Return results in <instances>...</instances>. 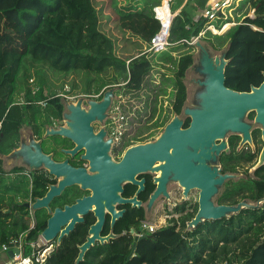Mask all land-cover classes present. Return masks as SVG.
<instances>
[{"label": "trees", "instance_id": "trees-1", "mask_svg": "<svg viewBox=\"0 0 264 264\" xmlns=\"http://www.w3.org/2000/svg\"><path fill=\"white\" fill-rule=\"evenodd\" d=\"M128 1V6L119 7L118 0H0L1 154L18 148L24 126L61 119V98L56 97L50 81L57 75H95L88 88L93 84L99 89L123 85V94L139 98L155 67H170L173 74L163 75L154 93L155 101L157 104L160 95L171 96L172 114L181 113L187 100L183 79L194 54L183 42L204 30L203 12L210 0L170 2L172 12L178 14L171 26L170 47L159 60L155 54L149 59L146 51L161 29L153 8L162 0ZM250 11H254L253 18L248 16ZM102 12H111L121 38L114 31L109 35L102 30ZM237 13L245 17L241 24L224 36L208 32L206 40L218 42L219 49L228 44L232 56L246 61L245 67L264 70V0H243ZM129 36L138 42H131ZM68 86H60L66 96L77 85L73 82ZM118 105L114 103L112 113ZM152 112L153 118L156 106ZM144 134L139 132V136ZM7 175L0 160V251L29 230L30 212L22 206L30 197L40 195L37 188L31 190L28 178ZM44 228L35 225L28 240H36ZM186 228L183 222L161 228L139 242L117 240L99 245L81 264H264V208L207 221L191 232ZM80 243L82 240L76 238L64 240L45 264H75Z\"/></svg>", "mask_w": 264, "mask_h": 264}, {"label": "water", "instance_id": "water-1", "mask_svg": "<svg viewBox=\"0 0 264 264\" xmlns=\"http://www.w3.org/2000/svg\"><path fill=\"white\" fill-rule=\"evenodd\" d=\"M229 48L228 45L217 52L203 39L194 44L193 63L183 79L185 86H188V96L181 113L174 114L154 142L130 148L120 163L113 162L109 144L103 141L104 131L95 134L93 124H106L117 117L111 111L114 103L120 100L117 93L121 86L105 90L99 101L79 98L74 103L62 98V120L66 126L47 131L46 137L72 141L76 145L73 154L84 151L83 159L90 162L89 170H74L66 167V164H53L42 153L41 142L36 140L32 128L24 126L20 130L18 148L8 155L0 153L3 169L7 168L10 173L15 169L35 172L45 168L50 175L63 177L62 182L52 187L44 198L23 206L33 214L42 209L49 211L50 219L41 233L47 243L56 242L59 247L63 237L74 229L75 224L83 221L80 215L93 211L98 222L91 228V236L79 247L75 264H81L97 241L104 245L110 242V238H115H101L99 231L105 220V210L114 215L113 221L122 215L115 212L114 205L128 202L119 195L123 185L127 182L137 184L136 175L150 170L161 172L158 193L165 191L168 181L180 183L186 192L190 188L201 190L200 210L187 223L186 232L197 229L207 221L229 219L245 208L257 209L262 205L264 200L257 205L249 201L231 207L215 204L224 182L233 177L220 173L219 155L226 143L216 146L215 139L224 137L228 132L244 131L247 116L252 111L257 113V122H264V82L250 93H239L226 87ZM188 119L191 126L183 130L182 125ZM155 164L159 166L154 168ZM69 186H81L82 190L92 191V196L52 213L49 204ZM141 240L143 238L137 239ZM14 253L18 254L19 251H9L10 258L14 257Z\"/></svg>", "mask_w": 264, "mask_h": 264}, {"label": "flooded vegetation", "instance_id": "flooded-vegetation-1", "mask_svg": "<svg viewBox=\"0 0 264 264\" xmlns=\"http://www.w3.org/2000/svg\"><path fill=\"white\" fill-rule=\"evenodd\" d=\"M254 30L257 29L255 28ZM209 45L217 52L228 46L226 44L219 49V43L214 41L209 42ZM242 58L237 59L232 56L230 50L228 51L227 60L229 63L226 67L225 84L227 88L235 92L250 93L253 88H259L263 84L264 70H257L256 66L253 68L245 67L246 61ZM254 74L256 75L255 80L252 81L251 78ZM169 97L172 101V106L173 100L171 96ZM101 99L102 97L96 100L99 101ZM256 118L257 113L250 112L247 116L244 131L228 132L224 137L215 139L216 146L221 145L223 142L226 143V147L221 149L219 155L220 173L222 176H233L224 182L220 193L217 195L215 204L218 206H237L245 201L257 205L261 200H264V162H262L264 153V122H257ZM167 125L168 123L147 124V130L149 131L142 136H139V128H136L135 124H122L117 123V121H107L106 124H93V129L95 134H98L101 130L104 131L103 141L105 144H109V154L113 162L120 163L130 148L154 142ZM27 126L32 128L36 140L41 142L42 153L49 157L53 164H66V167L74 170L90 169V162L83 159L84 151L72 153L76 148L72 141L61 137H46L48 130L56 131L66 126V124H63L62 117L49 124H30ZM190 126V120L188 119L182 125V129L187 130ZM155 130H159L157 137L155 136ZM158 166L159 164H155L154 168ZM160 175L161 172L150 170L136 175L137 184L127 182L123 185V191L119 195L122 200L128 202H117L114 205L115 212L122 215L116 217L115 221H113L114 215L109 210H105V220L99 231L101 238L105 239L110 236L115 238H110V242H106L104 245L97 241L94 247L109 245L117 240H134L135 242L140 238L144 240L150 237L145 232V225L153 224L152 222L159 215L164 216L167 221L169 220L178 226L183 222L187 225L188 222L196 217L200 210L201 190L199 188H190L186 192L185 187L180 183L168 181L165 191L158 193ZM7 176L11 178H28L31 183V190L37 188L40 192L39 196L30 197L24 202L23 206L32 203L35 199L44 198L52 187L58 186L63 180V177L57 174L50 175L45 168L35 172H29L26 169H15L8 173ZM92 193L90 190H82L81 186L65 187L61 194L51 201L49 208L52 213L56 209L64 210L66 207L76 205L77 201L92 196ZM263 208L264 201L259 208H245L233 217L238 216L245 210H262ZM34 217L35 225L46 228L50 219L48 210H38L34 213ZM80 218L83 221L75 224L74 229L63 237L61 244L64 240L80 239L82 243L77 245L79 250V247L91 236L90 230L98 222L95 213L90 211L86 215L81 214ZM27 219L30 220V216ZM63 230L64 228L58 233L57 238ZM52 245L54 246V252L60 247L57 246L56 242Z\"/></svg>", "mask_w": 264, "mask_h": 264}, {"label": "rangeland", "instance_id": "rangeland-1", "mask_svg": "<svg viewBox=\"0 0 264 264\" xmlns=\"http://www.w3.org/2000/svg\"><path fill=\"white\" fill-rule=\"evenodd\" d=\"M118 2L120 3L119 7L128 6L130 3V1H128V0H118ZM249 10L250 9H248V11ZM242 15L243 14H240V13H234L231 25H234L237 23L241 24L245 19V17ZM248 16L253 18L254 17V11H250ZM100 22H101L102 30L105 33H107L109 35H113L112 31H114L115 36H117L118 38H121V37H119L120 33L117 32L118 24H117V22L114 21V17L111 16V12L100 13ZM228 26H230V25H228ZM230 28H233V26H230L229 29ZM229 29H227V30H229ZM223 30L220 31L219 34H216V36H224L226 34V32H228V31L223 32ZM213 35H215V34H213ZM129 40H131V42H133V43L138 42L136 38H132L130 36H129ZM203 40L206 41L207 43H209L208 39L206 40V37L203 38ZM184 52H186V50ZM191 52L193 54L194 50H192ZM163 54H164L163 52L156 53L155 57L157 58V60H159ZM120 55H121V53H120ZM177 55H179V54H177ZM147 56L149 59L154 58L153 54H147ZM164 74H166L167 77H170L173 73L171 72L170 67H163L162 65H157L155 67L154 71L152 72L151 76L148 78L147 88H145L141 93H139V98H135V96H132L130 94H128V95L123 94V91H122L123 85L121 86L120 90L117 93L119 97L121 96L120 100H119V105H118V107H119V109H118L119 118L117 119L118 120L117 123L135 124V127L139 128V132L145 131V133H147L149 131V130H147L148 129L147 124H163L165 122H167V123L170 122V120L174 116L172 114V106H171L172 101H171L170 97L160 95L158 97L157 104H156L155 94H154L157 91V88H158L157 86H159L162 83V79H163ZM94 78H95V75H88L87 76L85 74H79V75L71 74L70 76H68L66 78L62 77L61 75H57V77H51L50 81L53 82V84L55 86L53 88V91H56L58 93L56 95V97L61 96L60 97L61 99L65 98V97H63V95H65V94H64V92H60V89H61L60 86L62 84L71 86V83H73V82L76 83L77 86H76L75 91L68 96L69 98H73L69 101L74 102V103H76L79 98L96 100L100 95H102V93L105 90H107L111 87L119 86V85L102 86L101 89H99L100 86L98 87L97 85L93 84L94 86L92 85V87L88 88L87 85H88L89 80H92ZM107 78H109V77H107ZM186 89H188V86H186ZM98 90H99V93H98ZM88 91H90V92H88ZM169 92H171V91L169 90ZM187 96H188V94H187ZM69 98H65V99L68 100ZM116 103H118V102H116ZM155 106L157 107V113H156L155 117L152 118V114H153L152 111H153ZM154 132L156 134L155 136L157 137V132H159V130L158 131L155 130ZM7 170L8 169L6 168L5 172L8 173ZM152 223L154 225H156L159 229L167 227L169 225H174L173 222H171L169 220L167 221V219L162 215H159L158 217H156L155 221H153Z\"/></svg>", "mask_w": 264, "mask_h": 264}, {"label": "built area", "instance_id": "built-area-1", "mask_svg": "<svg viewBox=\"0 0 264 264\" xmlns=\"http://www.w3.org/2000/svg\"><path fill=\"white\" fill-rule=\"evenodd\" d=\"M171 1L172 0H167V2H165V0H162L160 6H156L155 8H153L155 19L160 22L161 29L149 43V48L147 49L146 54L160 53L166 51L170 47L171 26L178 14L177 12H172L170 8ZM242 1L243 0H210L207 8L203 12V19L206 21L204 30L197 37L192 38L191 41L185 40L183 43L187 44L195 52L194 44L198 40L205 38L208 32L216 35L219 34V32L225 29V27L228 25H237L238 23L231 25V22L233 20V14L238 12V8L241 5ZM166 6L167 10L169 11V14L167 15L164 13V9H166ZM63 97L69 98L66 95H63ZM71 99L73 98H69L68 101ZM43 106H46V103H44ZM118 109L119 107L116 108L117 112L113 114L117 117L110 121H118ZM30 222L31 224L29 226V230L22 234L20 238L11 243L13 247H11V245H5L0 251V253L3 252L7 254V256L9 251H19L18 254L14 253L13 258H10V256H8L9 259L4 264H45L46 261L50 258L51 254L54 252V246L47 243L41 237V233L36 240H28L29 231L35 228V217L31 212ZM158 230L160 229L154 224L150 223L145 225V232L147 234H155Z\"/></svg>", "mask_w": 264, "mask_h": 264}, {"label": "crops", "instance_id": "crops-1", "mask_svg": "<svg viewBox=\"0 0 264 264\" xmlns=\"http://www.w3.org/2000/svg\"><path fill=\"white\" fill-rule=\"evenodd\" d=\"M8 256H7V254L1 252L0 253V264H4L5 262H7L9 259Z\"/></svg>", "mask_w": 264, "mask_h": 264}, {"label": "bare ground", "instance_id": "bare-ground-1", "mask_svg": "<svg viewBox=\"0 0 264 264\" xmlns=\"http://www.w3.org/2000/svg\"><path fill=\"white\" fill-rule=\"evenodd\" d=\"M165 2H167V0H165ZM168 14H169V11H168ZM229 27H230V26H226L225 29H224V31L227 30ZM224 31H223V32H224Z\"/></svg>", "mask_w": 264, "mask_h": 264}]
</instances>
